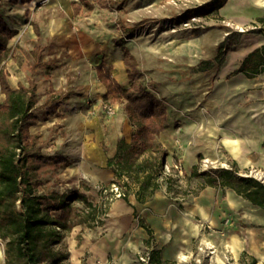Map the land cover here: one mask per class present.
<instances>
[{"label": "rangeland", "instance_id": "374dc122", "mask_svg": "<svg viewBox=\"0 0 264 264\" xmlns=\"http://www.w3.org/2000/svg\"><path fill=\"white\" fill-rule=\"evenodd\" d=\"M10 1L0 0V12L8 23L18 30V34L9 42L8 56L1 67L6 73L12 89L20 87L21 84L31 87L32 84L30 85L29 82L37 83L48 71L56 78L66 76L70 81L77 74L78 69H74L71 65L72 56L64 50L55 52L58 41L46 38L49 37L46 34H50L53 30L50 28L51 24L64 32L65 26L69 28L71 24L74 28L76 22L77 27L91 30L97 36L100 44L104 45L109 40L113 44H121L127 49L131 48L128 40L133 36L131 31L134 30H136L135 33H141L143 38L150 35L155 38L161 33V30L169 33L182 31L183 35L191 38L196 34H206L219 28L224 39H227L231 34L233 36L240 34V40L245 36L259 37L261 33H264V23L257 20L264 15V0H227L221 12L210 15L202 13L204 10H208V8L203 9L204 5L212 0H128L124 7L119 3V0H110L108 8H103L98 0H86V4H83L81 0H65L66 4L74 9L72 18L69 17L63 0H36L30 5L22 3L13 5ZM130 17L135 18L131 19ZM184 22L189 23L188 27L183 25ZM155 27L157 35H154L153 31ZM38 28L42 32L40 44L45 43L46 46H49L45 52L54 58L53 62L48 60L52 66L50 70L34 67L37 55L32 48L37 43L35 35ZM30 30L35 32L31 34L33 36H29ZM61 34L63 33L61 32ZM221 71L216 70L205 76L195 77L194 83L192 81L189 84L193 91L191 93L194 96L193 99L184 100L181 95L171 97L162 94L165 98L157 95L164 100L171 116L169 126L167 124V128L160 134L159 141L161 144L169 143L174 147L170 148L168 145L169 147L165 149L162 146L166 155L164 173L159 179L161 189L157 191L155 198L153 195L147 199L150 201L147 207H139L140 214H144L146 221L148 218L150 222H147L153 228L151 239L139 253H151L153 250L163 251L170 258L167 261L163 260L164 255H162L163 264H264V226L260 227L254 224L255 220L251 216H255L256 213L250 210L246 211L250 218L242 220V218L240 219L242 213H237L239 216L233 215L224 206H221L219 214L221 220L224 224L228 220L233 223L238 231L237 234L234 228L231 232L227 230L223 232L218 230L215 225L216 219L213 210L218 206L216 203L213 204V200L222 199L220 194L218 196V192L210 189L209 192L204 193V198L208 199L209 203L204 206L203 214L198 215L196 210H192V202L201 192L200 184H197L196 180L188 178L187 168L182 160L185 149L187 147L195 148L201 139H197L199 135L196 130L188 133L189 141L184 139L187 133L184 132L181 112L187 108L199 109L205 111L206 119L212 120L215 109L246 106L243 98L234 99L232 88L234 85L230 82L233 69L227 74H223ZM147 73L145 71V84L148 88L155 89L154 83ZM124 86L127 87L128 84ZM256 90L259 91V88ZM39 93L38 104L34 110L37 124L30 129V143H35V147L31 149L30 153L40 151L46 157L61 155L69 160V166L41 163L39 160L33 161L36 165H40L37 171L40 193L56 192L62 195L79 190L85 192L98 209L96 222L90 221L95 226H76L67 234L64 242L65 251L85 252L81 264H122L119 256L120 252L123 253L122 241L124 237L115 234L116 226L111 223L109 213L113 203L118 200H127L131 195L136 194L137 188L132 187L128 191L124 190L126 197L117 199L114 193L109 191L107 195H104L99 190V187L109 188L112 184L99 183L97 185L92 180L85 179V171L78 169L79 155L71 147L76 141L69 142L68 140V136L73 137L76 133H68L58 124L63 117L62 112L59 114L47 112V106L51 104L50 101L53 97L55 98L56 94L46 90L45 97L42 92ZM90 98L86 104L82 105L84 109H87L86 105L94 108L98 104V110L91 111L92 117L102 113L106 117L114 118L103 111L104 105L112 104L105 103L103 98L99 103L94 96ZM3 100L4 95L2 94L0 101ZM113 105L118 107L117 115L123 112L122 103ZM200 134H203L201 138H203L206 147L211 149L213 137L216 138L215 145L218 146L219 155L228 159L223 143H226L225 137L230 133L213 131L205 126L204 132ZM168 149L174 154H171ZM170 154L173 155V163L166 162ZM197 163L201 172L214 171L220 167L231 168V165L216 163L210 157L203 155L201 158L198 157ZM251 170L253 168L242 171L241 174L248 175ZM255 170L264 172L261 169ZM77 207L80 209L79 215H87L82 204H77ZM232 236L240 240L239 251L231 250L226 243ZM135 237L138 235L130 238ZM244 242L246 243L245 251L241 253ZM100 250L104 253L98 254ZM92 253H95L96 256L90 258ZM132 253L134 263L139 253L135 259L134 252ZM75 262L67 260L65 264H74Z\"/></svg>", "mask_w": 264, "mask_h": 264}, {"label": "crops", "instance_id": "0c3cea01", "mask_svg": "<svg viewBox=\"0 0 264 264\" xmlns=\"http://www.w3.org/2000/svg\"><path fill=\"white\" fill-rule=\"evenodd\" d=\"M35 1L31 0L25 5L33 4ZM81 1L83 4L87 2L86 0ZM127 1L119 0V3L124 7ZM66 3L63 0V4ZM149 3L152 2L149 1ZM65 9L68 10L69 17L72 18L74 9L67 4L65 5ZM130 18L134 19L135 17ZM75 24L74 28L71 24L69 28L65 26L64 32L62 29L51 24L50 28L53 30L51 29L50 34H46V36L49 35L46 38L58 41V46L54 50L55 52L58 53L64 50L72 56L71 65L74 69H78L77 74L70 81L66 76H58L56 78V76H53L48 71L36 83L37 96L39 97V92L45 95L46 90L56 94L55 98L53 97L51 99V104L47 106V112L56 114L62 112L63 117L58 124L66 132L76 133L75 136L72 134L73 137L70 136L71 138L68 136V140L69 142L76 141L71 147L79 155L77 162L78 169L80 168L82 171H85V179L92 180L97 185L99 183L111 184L113 182L114 174L108 168L107 162L116 154L117 144L120 139L124 138L127 143L131 142L133 130L132 125L123 112L114 118L106 117L102 113H98L92 117L91 111H97L98 104L94 108L88 105L85 106L87 109L83 108L82 104H86V101L91 99L90 97L94 96L99 103L107 92L106 85L100 81L98 76V67L102 62H105L106 70L113 80L122 86L127 85L129 78L124 53L128 51L136 59L139 70L144 75H146L145 71L148 72L147 74L149 76H147L154 83L153 86H155L156 95H160L162 98H165L162 94L170 95L171 97L181 95L184 100H189L194 98L191 94L193 91L190 89L189 84L192 81L194 83L195 77L205 76L207 73L216 70L221 71V69L223 74L231 72V69L234 72L240 68L250 53L264 46V33H261L259 37L245 36L240 40L237 48L228 53L225 63L221 68H216V70L212 69L207 72H196V69L202 61H205L206 58L210 60L216 57L220 43L225 40L219 28L206 34H196V36H191V38L183 35L181 33L182 31L169 33L165 30H161V33L155 38L151 35L143 38L141 33H135L136 30H134L131 31L133 36L128 40L131 48L127 49L125 46L113 44L109 40L104 45L100 44L97 36L91 30L77 27L76 22ZM38 29H36L37 33L35 35L37 43L32 48L37 55L36 65L34 67L37 69L48 68L50 70L52 66L48 60H52L53 62L54 58L51 54H46L45 52L49 49V46H46L45 43L40 44L42 32ZM156 30L157 28L155 27L153 29L154 33ZM32 33L34 34L35 32L30 30L29 36H33L31 35ZM154 35L157 34L155 33ZM233 72H231L230 82L234 85L232 87L234 90L233 94L235 95L234 99L237 97L243 98L246 106L215 109L212 120L205 118V111L190 108L184 109L181 112L184 132L187 133L185 137L183 136L184 139L189 141L188 133L196 130L197 135H199L197 139L200 138L201 140L198 141L195 148L187 147L185 149L182 163H185L188 178L190 180H196L197 184H200L201 192L192 202V210H196L198 215L203 214L204 206L209 203V200L204 198V193L209 192L210 189L218 192V196L221 195L222 199L220 198V200L218 198L216 201L213 200V204L216 203L218 206L213 210L216 219L215 225L218 230L223 232L226 230L231 232L234 228L235 233L238 234L233 223H230L228 220L224 224L221 220V216L219 215L221 206H224L233 215L242 213L240 217L242 220L250 218L246 211L250 210L256 213L257 216L255 214V216L251 217L255 220L254 224L260 227L264 226V209L255 206L231 189L208 186L203 177H195L192 175V169L198 164V157L201 158L202 155L210 157L216 163H224L231 166L235 164L241 176H244L241 174L242 171H247L251 168L264 171V72L254 78H248L243 73L232 75ZM160 83L162 84L159 87ZM29 84H34V82L31 81ZM21 85L29 87L25 84ZM257 88H259V91L256 90ZM170 118L171 116L168 111V126ZM205 126L207 129L211 128L213 131H219L221 133L227 131L230 133L226 136L227 138L225 137L226 143H223L229 160L219 155L218 146L215 145L216 138L213 137L212 149L206 147L202 140L203 138H201L203 134H200L204 132ZM62 137L61 139L64 140ZM168 145L170 148L174 147L169 143L163 142L162 144L165 149L169 147ZM168 151L174 154L170 149ZM171 154L168 156V160H166L167 163H173V155ZM220 168L227 169L225 167ZM156 193L154 194V198ZM131 196L127 200H118L113 203L109 213L111 223L116 226V230H114L115 234L124 237L122 241L123 253L120 252V256L118 255L122 264H132V252H134L135 259L137 253L144 248L150 238L147 230L140 224L139 218L143 219L144 224L149 226L151 230L153 229L150 223H148L150 222L148 218H146L147 222L144 214H140L139 208L142 206L147 207L150 201L147 200L143 204L138 202L136 194ZM146 207L145 210H147ZM137 235L138 237L130 238L131 236L134 237ZM235 236L230 237L226 243L231 250L235 249L239 251L240 240H237ZM245 247L246 243L244 242L243 248L240 251L241 253L245 251ZM101 250L98 254L104 253ZM84 254L85 252L69 251L68 260L76 261L74 264H81V259ZM0 255V264H5L4 243L1 239ZM161 255H164L163 260H170L167 257L169 255L164 254L163 251ZM92 256H96L95 253L90 254V258Z\"/></svg>", "mask_w": 264, "mask_h": 264}, {"label": "trees", "instance_id": "16d2710c", "mask_svg": "<svg viewBox=\"0 0 264 264\" xmlns=\"http://www.w3.org/2000/svg\"><path fill=\"white\" fill-rule=\"evenodd\" d=\"M31 0H11L10 3L26 4ZM110 0H98L108 8ZM227 0L206 3L203 15L219 12ZM264 23V17L257 19ZM18 34L0 12V239L4 243L5 264H65L69 252L64 242L76 226H95L97 207L85 192L79 190L59 195L56 192L40 193L37 171L41 163L69 166L65 156L46 157L40 151L30 153L35 147L31 142L30 129L37 124L34 110L38 104L36 83L31 87L21 85L14 90L1 67L8 56L9 42ZM240 34H231L220 43L213 60L200 63L196 72L221 68L230 51L236 49ZM128 86H122L111 78L105 62L98 67V76L107 87L105 103H122L123 113L133 127L132 139L124 138L117 144L116 154L107 162L114 174L111 184L123 190L136 187L138 202L144 203L161 188L159 179L164 173L165 155L159 141L167 126L168 109L163 99L145 84V76L139 70L136 59L125 51ZM264 72V46L250 53L240 68L232 75L243 73L254 78ZM231 169L200 171L198 165L192 175L203 177L208 186L228 188L255 206L264 209V183L253 177L239 175L235 164ZM77 204H82L85 214L79 215ZM88 208V209H87ZM84 216V217H83ZM150 238L152 230L139 218ZM149 242V241H148ZM150 264H163L160 250L150 253Z\"/></svg>", "mask_w": 264, "mask_h": 264}, {"label": "built area", "instance_id": "2783aa9c", "mask_svg": "<svg viewBox=\"0 0 264 264\" xmlns=\"http://www.w3.org/2000/svg\"><path fill=\"white\" fill-rule=\"evenodd\" d=\"M183 25L185 27H188L189 23L184 22ZM103 111L110 117H115L118 113V107L115 105H109L106 104L103 107ZM246 177H253L256 178L257 180L261 181L264 183V172L262 171H257L255 169L251 170L248 175H244ZM99 190L101 191L102 194L107 195L108 192L114 193L115 197L117 199H123L126 197V193L123 189L120 188L119 185L112 184L109 188L108 187H99ZM151 257L149 252H144V253H139L136 261L132 264H150Z\"/></svg>", "mask_w": 264, "mask_h": 264}, {"label": "bare ground", "instance_id": "6f19581e", "mask_svg": "<svg viewBox=\"0 0 264 264\" xmlns=\"http://www.w3.org/2000/svg\"><path fill=\"white\" fill-rule=\"evenodd\" d=\"M3 255V254H2ZM1 256V255H0ZM183 261H184V259H183ZM183 263V262H182Z\"/></svg>", "mask_w": 264, "mask_h": 264}]
</instances>
